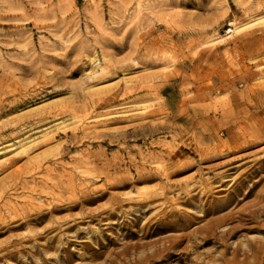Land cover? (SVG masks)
<instances>
[{
	"label": "rangeland",
	"instance_id": "374dc122",
	"mask_svg": "<svg viewBox=\"0 0 264 264\" xmlns=\"http://www.w3.org/2000/svg\"><path fill=\"white\" fill-rule=\"evenodd\" d=\"M261 83L264 0H0V264H108L153 238L142 233L161 206L107 214L151 191L182 212L166 221L185 232L253 208L264 194V135L230 137L252 111L245 102H264V89H252ZM200 236L154 264L264 247L256 229L222 245Z\"/></svg>",
	"mask_w": 264,
	"mask_h": 264
},
{
	"label": "bare ground",
	"instance_id": "6f19581e",
	"mask_svg": "<svg viewBox=\"0 0 264 264\" xmlns=\"http://www.w3.org/2000/svg\"><path fill=\"white\" fill-rule=\"evenodd\" d=\"M252 89L256 91H262L261 89H264V83L254 85L252 86ZM245 104L246 106L252 108V111H250V113L248 114L244 112V114L238 115V121L236 123L231 124L232 130H233V129H237L239 127V124L244 123L242 129L240 128L239 130L238 128L239 132L237 134L236 133L231 134L230 139H231L232 144L241 145V143L243 142H247V143L257 142L259 141L258 140L259 136L264 135V118L260 117V116H264V102L260 101V103H258L254 100H248L247 102H245ZM255 129L258 130V132L256 134H250ZM158 169L159 171L164 170L163 167H160ZM158 169H156V171ZM257 171L258 169H255L253 173ZM248 177H250V175H247L245 178H243L241 183H246V181H248ZM240 190H241L240 186L237 187L236 191L234 192L235 194L234 198H237L238 195H240ZM191 191L184 193L187 195V198L184 200V202L190 205H191L190 200L197 197V193H193L192 195H190ZM164 194L165 193L161 191V193H159V198H155L156 196L155 192L151 191L150 193H145L142 196L138 197L136 200L131 199L132 201H130V203H132L133 205L128 206L127 203H125L127 205L126 209L121 208L122 204L116 201L117 206L113 208L107 214V217L109 218L115 216L116 214L115 209H119L120 211L119 215L123 217L125 216V213L131 212V211H138L140 213H145V211H149L151 208H156L160 206L161 207L158 210H154V212L151 214L150 218L151 220H153V222L149 224L146 230L143 231L142 233V238H146V237H153V238L149 240H144V241H140L138 239L135 242L122 246V248L117 253H115V255H113L112 258L110 257L111 259L107 261L108 264H154L157 261H167L168 256L171 253V249L175 246L176 243L178 242L181 243L182 241L186 239L187 241L191 240V237H195L197 236V234L201 235L200 239L203 243L212 242V243L222 245L223 241L227 237L231 236L237 231L252 230V229H256L258 231H264V204L262 205L260 204L262 203V201H264V194L262 193H258V192L256 194L254 193L255 197H254L253 203L251 204L253 208H251L249 205L243 206L237 209V211H235L237 213L236 216H233L231 212H227V211L224 212L223 214H220L219 216L217 215H215L216 217L212 216V218L208 219L201 226H198L193 232L192 231L185 232V228H186L185 224L181 226V225H176L177 224L176 221L174 222H170V220L166 221L168 217L180 216L182 212H180L179 210L175 208L167 209V206H166L167 201H166V197L164 196ZM249 194L251 195V193H247V192L245 193V195L247 196ZM204 196H206V193L198 197V201H201ZM234 198L232 200L230 199V201L232 202ZM156 199H163L164 202H162V204L164 206L160 204H154ZM90 201L91 199L88 198L87 196H81L79 203L81 204L83 202H90ZM75 206L76 205L70 206L67 209H71ZM195 206L198 207V205H195ZM53 209L54 208H52V210ZM231 210L232 208L230 209V211ZM211 212L213 211L207 210L206 213L204 212L203 216ZM97 215L95 216V218L97 217ZM227 219L232 220L234 224L232 223L231 226H227V228H225L224 230L218 231L217 227L221 225V223L223 222L225 223V220L228 221ZM120 223H123V221L118 222L116 224L119 225ZM248 223H255L256 226L251 225V226H255L254 228L248 227L249 226ZM246 224H248V226ZM70 226L71 225L67 226L66 228H69ZM1 228L2 227H0V229ZM58 228H60V226L52 225L49 230H54ZM170 231H175L176 234H171ZM164 233H167V234H164ZM129 235L132 236L131 234ZM155 235H158V236H155ZM166 242H169V244H166ZM196 244L192 246L194 249L193 250L191 249V251L193 252L195 251ZM262 248L264 247H262L260 244L249 242L244 247L242 245V247H236L235 249H233V256L230 259L225 257V252H224L221 255L219 254L217 258H214L213 256H211V258L209 259L208 257L209 260L207 261L204 260L203 258L200 264H214L215 262L217 264L218 261H219L218 264H247L248 263L247 260L250 256L252 257V259L254 258V264H262L264 263V249ZM1 249L3 248H0V250ZM238 256L242 258L239 259ZM55 259H57V257ZM64 259L66 260L67 258L65 257ZM184 260L185 262H187L189 261V258L186 257Z\"/></svg>",
	"mask_w": 264,
	"mask_h": 264
}]
</instances>
